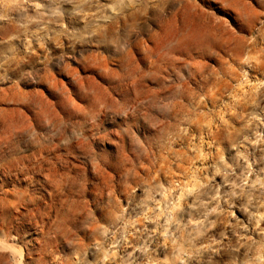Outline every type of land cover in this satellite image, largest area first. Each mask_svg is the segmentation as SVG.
Here are the masks:
<instances>
[{
  "label": "rangeland",
  "instance_id": "rangeland-1",
  "mask_svg": "<svg viewBox=\"0 0 264 264\" xmlns=\"http://www.w3.org/2000/svg\"><path fill=\"white\" fill-rule=\"evenodd\" d=\"M117 14L142 41L172 18L176 59L121 61ZM42 140L72 188L20 162ZM172 210L254 238L216 264L264 257V0H0V264H200L158 249Z\"/></svg>",
  "mask_w": 264,
  "mask_h": 264
},
{
  "label": "bare ground",
  "instance_id": "bare-ground-1",
  "mask_svg": "<svg viewBox=\"0 0 264 264\" xmlns=\"http://www.w3.org/2000/svg\"><path fill=\"white\" fill-rule=\"evenodd\" d=\"M185 4L183 5V9H186V6H188L187 3ZM121 17L122 16H119L118 14L116 15L115 21L120 24L118 30L111 29L110 26H106L107 34L100 38L101 40L105 41L106 35L112 36L111 41L116 44V52L119 55L121 61L124 60L125 55L132 57L136 53L138 56H141V58H139V62L145 63V61L148 60L150 68L154 69L159 67L158 63L161 60L165 58H175L173 52L176 51L177 46L172 42H174L176 38L180 37L181 32L172 28V18L165 20V22L160 27V31L151 33L146 40L142 41L138 40L137 38L133 39V35L130 33L125 35L119 31L122 30V28H124V31H126L125 29L131 24L134 25V28L137 32L140 29L139 23L136 21L129 23L128 19L124 17L121 19ZM86 63H89V61H86ZM61 68L65 71L71 70L67 64H62ZM90 68L93 72L97 71V69L94 67ZM48 79L49 75L47 74L44 77H41V80ZM179 91L180 97L183 99V101L189 100V87L187 83L183 81ZM11 99L15 100V98ZM17 100L21 99L17 98ZM20 104L26 108L30 107V103H27L26 101H23ZM177 105H179V103H177L176 106ZM181 105H183V103H181ZM181 111H185L184 106L181 108ZM85 134L86 131L82 132L83 137ZM84 140L85 138L79 143V149L85 154L92 156V151L87 148L90 146L89 142L85 143ZM73 147L74 146H71L67 149L71 150ZM56 151V147H52L46 143V140H42L39 142V146H35L30 154L20 156L19 159L27 171L34 170L33 173H36L37 171L42 172L43 177L50 184V187L56 188L57 192H59L65 190L67 187L72 188L71 186L77 179V175L71 176V174L67 172H62L59 166L51 161V159L59 158V155L55 154ZM190 217L191 218L189 219V214L186 216L184 213H176L175 210H172V212L166 218V222L174 223V227L178 232V236L176 239L164 237L162 246L158 248L160 251L165 254H170L174 252L177 247L178 251L185 249L184 253L188 255L187 261H189V254L194 255L195 252H207L204 253L203 258L200 259L199 263L201 264L204 262L205 264H216L214 261L216 257H231L232 255L240 256L238 252L242 253L249 250H254V247L256 246V243H254V238H246L243 241L240 237L237 238V241L234 244L231 242H225V245L211 244L206 235L202 233V229L200 227L201 225H199L197 228L193 227L192 230H189V228L193 226L191 220L192 216ZM189 225L191 226L189 227ZM210 236L217 237L218 235L211 233ZM254 261L255 264H264V257L262 255H257Z\"/></svg>",
  "mask_w": 264,
  "mask_h": 264
}]
</instances>
